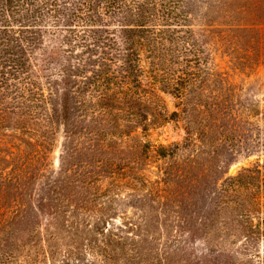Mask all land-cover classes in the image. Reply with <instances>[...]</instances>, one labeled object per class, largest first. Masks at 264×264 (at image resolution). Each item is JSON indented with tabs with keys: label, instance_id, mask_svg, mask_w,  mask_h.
I'll use <instances>...</instances> for the list:
<instances>
[{
	"label": "trees",
	"instance_id": "1",
	"mask_svg": "<svg viewBox=\"0 0 264 264\" xmlns=\"http://www.w3.org/2000/svg\"><path fill=\"white\" fill-rule=\"evenodd\" d=\"M188 4L0 0V264H172L189 249L195 192L208 203L197 264L256 258L264 110L214 69ZM171 121L184 123L181 142L140 139ZM251 147H262L254 167L218 176L224 151ZM153 152L174 160L155 180ZM123 191L133 214L106 230L126 216Z\"/></svg>",
	"mask_w": 264,
	"mask_h": 264
},
{
	"label": "rangeland",
	"instance_id": "2",
	"mask_svg": "<svg viewBox=\"0 0 264 264\" xmlns=\"http://www.w3.org/2000/svg\"><path fill=\"white\" fill-rule=\"evenodd\" d=\"M187 8L191 12L194 28L208 34L206 48L214 69L232 85L233 91L236 94L238 93V96L250 99L258 108L264 110V0H189ZM164 98L169 110H175L176 100L167 94L164 95ZM138 133L143 142L145 140L151 141L155 149L160 145L168 147L183 140L185 134L184 123L183 121H171L163 126H154L146 138L142 137L140 130ZM261 148L251 147L252 153L249 156L246 153L247 150H243L244 148H237L232 152L224 151L225 157H228L225 158L228 163H222V160H224L223 156L215 162L213 167L223 165L222 169L215 170L220 178L235 175L245 167H254L256 165L258 161L257 154L260 153ZM59 153L58 149L54 154V169H57L59 165ZM173 161L158 158L156 153L153 152L144 161V171L152 180H155L158 175L162 174L166 165ZM262 162L263 156L260 158V164ZM210 165L207 168L210 169ZM204 187L205 189L203 190L207 192L209 184L204 185ZM127 193L128 191H123L120 196L121 202L128 208L126 216L124 214L117 215L113 221L108 223L106 230L109 228L113 230L123 229V222L127 220V217L132 216L133 209L127 207L129 206L127 201H123V197ZM205 194L204 192L199 195L195 192L191 200H187L188 198L185 200L188 201L186 212L191 209L195 211L193 213L194 217H191L194 219L196 226L192 230L189 249L185 252L181 250L179 253L173 251L169 255L168 261L172 264H178L179 262L180 264H197L201 261V253L203 248L206 249L207 246L204 245L202 240L204 229L201 225H197L195 220H199L208 208ZM190 201L195 203L196 207L190 208ZM173 239V236H170L168 242L172 248H175L177 243ZM256 247V258H245V264L249 260L253 261V264H264V241H259ZM84 253L83 249L82 254ZM221 260H225V257H222ZM212 263V261L207 262V264ZM229 263H231V259H229Z\"/></svg>",
	"mask_w": 264,
	"mask_h": 264
}]
</instances>
